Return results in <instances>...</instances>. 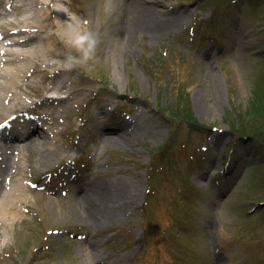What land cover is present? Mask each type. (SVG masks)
<instances>
[{
	"label": "rangeland",
	"instance_id": "1",
	"mask_svg": "<svg viewBox=\"0 0 264 264\" xmlns=\"http://www.w3.org/2000/svg\"><path fill=\"white\" fill-rule=\"evenodd\" d=\"M52 1L79 28L50 29L47 70L16 59L27 71L10 113L48 112L51 133L0 156V197L23 176L38 184L26 183L0 264H264V0H148L161 17L187 15L161 36L150 21L132 33L130 0ZM24 2L1 3V22L23 18ZM86 34L97 41L87 58ZM21 43L6 47L42 39ZM121 127L126 144L109 140ZM79 156L74 179L66 163ZM93 185L102 212L89 222L76 194Z\"/></svg>",
	"mask_w": 264,
	"mask_h": 264
},
{
	"label": "bare ground",
	"instance_id": "2",
	"mask_svg": "<svg viewBox=\"0 0 264 264\" xmlns=\"http://www.w3.org/2000/svg\"><path fill=\"white\" fill-rule=\"evenodd\" d=\"M14 1L16 0H9V3L12 5ZM22 1H25L24 6L27 5L26 8L28 9V14L26 13L23 18L18 20V22L16 19L11 18L7 21L8 23H2L0 19V37L3 33L5 34L17 30L18 32H25L24 35L22 37H14V39L10 40L11 42H6L7 44H10L12 42L22 44V41H24V43H27L31 40H34L35 36H40V38L42 39V43L41 45H32V47H30L27 52L23 50H20L18 52L17 50L10 49L6 47L5 43H2L0 45V49H4V53L8 54V57H4V53L2 52V59L0 57V78L2 79V81L0 80V122L13 114L10 113L9 108H11V106H14L17 101L21 100L22 95L19 90L21 89L23 81L22 79L25 78L27 70L26 66L22 63H18L16 59H25L26 61H31L35 64L37 59L42 57L41 60L45 59L42 66L45 67L43 68L41 66L39 70H47L49 69V67L51 68V65L46 68V66L48 65V58H45V55H47L48 53V50L46 49L51 47V45H47V42L55 39L58 36L56 32L57 30H61L64 32L63 35L71 37L76 34V31L79 28V26L71 22L68 17H65L64 20L62 19L61 8L56 4V2H53L52 0ZM156 1H162L163 3L167 2V0ZM1 3L5 4L6 0H1L0 4ZM32 4H34L36 8H33ZM130 4H132L135 9L137 8L136 12L138 16L136 22L132 27V33L133 30L140 32L145 27L146 23L150 21L152 22V34L155 36H161L171 30L173 31L174 29L181 28L185 24L187 18V15L185 13L171 14L161 17L160 15L156 14L157 8L153 4L149 3L148 0H130ZM31 9L33 10L30 13L29 11H31ZM3 12L5 15H8L5 10H3ZM21 21L24 23H21ZM146 27L148 26L146 25ZM50 29H55L56 31L51 32ZM39 64H41V62H39ZM55 66L56 68L59 67V65L57 64H55ZM36 69L38 68L36 67ZM35 72V68H33L32 72L28 74V82L33 83L29 78H31ZM62 87V84L57 85L56 91H60ZM120 129L122 131H120V133L118 132V136L109 137V140L116 141L120 144H126L129 142L127 131L125 130V128L122 129V127ZM23 132L24 134H20L17 131L14 134L15 136L20 137L19 139L23 140L26 134L25 131ZM7 167L8 166L5 165L4 170H7ZM228 169L229 170H227L226 172L227 175L232 174L235 171L234 167H230ZM15 170L19 171L18 168H15ZM18 174L19 172H9L11 178H15ZM26 180V176H23L19 181H17V185L15 188H10L7 192H5L4 195L0 197V250L2 246L1 239L4 238L6 236V232H10L12 227L18 222V219L20 217V204L28 200L25 196L27 183ZM1 184L2 183L0 181V185ZM90 190H92L93 192H91ZM94 190L95 186L93 185L89 189L85 188L78 191L76 194V205H78V209H80V206L81 208H84V210L87 209L85 211L86 213H83V215H86L85 218L89 222H96V220L98 219L97 214H100L102 212V209H93L94 207L91 204V201H93L94 198ZM114 202H116L115 195L112 196V203ZM82 203H84V205H82ZM53 210L56 211V207H54ZM106 211H108L109 216H111L113 219H118L121 214L119 209H116V211H113V213L108 209H106ZM79 212L82 211L79 210Z\"/></svg>",
	"mask_w": 264,
	"mask_h": 264
},
{
	"label": "clouds",
	"instance_id": "3",
	"mask_svg": "<svg viewBox=\"0 0 264 264\" xmlns=\"http://www.w3.org/2000/svg\"><path fill=\"white\" fill-rule=\"evenodd\" d=\"M96 42L95 38L90 34L80 35L76 38V44L84 49V55L86 58L89 55V52L94 48Z\"/></svg>",
	"mask_w": 264,
	"mask_h": 264
},
{
	"label": "trees",
	"instance_id": "4",
	"mask_svg": "<svg viewBox=\"0 0 264 264\" xmlns=\"http://www.w3.org/2000/svg\"><path fill=\"white\" fill-rule=\"evenodd\" d=\"M250 126H251V124H250ZM247 131L250 132V134L256 133V130L254 129L253 126L249 127V129Z\"/></svg>",
	"mask_w": 264,
	"mask_h": 264
}]
</instances>
